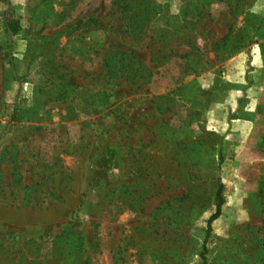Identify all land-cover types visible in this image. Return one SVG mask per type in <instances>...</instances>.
Masks as SVG:
<instances>
[{"label":"rangeland","instance_id":"374dc122","mask_svg":"<svg viewBox=\"0 0 264 264\" xmlns=\"http://www.w3.org/2000/svg\"><path fill=\"white\" fill-rule=\"evenodd\" d=\"M205 261L264 264V0H0V264Z\"/></svg>","mask_w":264,"mask_h":264},{"label":"trees","instance_id":"16d2710c","mask_svg":"<svg viewBox=\"0 0 264 264\" xmlns=\"http://www.w3.org/2000/svg\"><path fill=\"white\" fill-rule=\"evenodd\" d=\"M131 1H136L137 2V0H131ZM7 28H8V30L13 31L14 33H18V31L21 28L20 22L18 20H10L7 23ZM223 192H224V186H223V184H221L220 188H219V193H218L219 203H218V206H217V211H216L215 214H213L211 216V218L209 219V222H208L207 237H206L205 244H204V252L202 253V257L204 259H206V255L205 254L208 251V241H209V237H210V235H211V233L213 231V223H214L215 220H217L221 216L223 205L225 204V198H224ZM205 263H206V261L201 263V264H205Z\"/></svg>","mask_w":264,"mask_h":264}]
</instances>
